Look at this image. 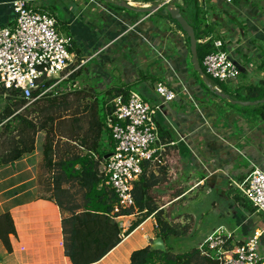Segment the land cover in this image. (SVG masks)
Here are the masks:
<instances>
[{
    "label": "crops",
    "instance_id": "obj_1",
    "mask_svg": "<svg viewBox=\"0 0 264 264\" xmlns=\"http://www.w3.org/2000/svg\"><path fill=\"white\" fill-rule=\"evenodd\" d=\"M12 1L0 0V27L14 21ZM36 3L55 18L58 10L62 11L61 24L68 31L64 37L69 46L74 43L80 51L79 61L71 54V63L60 79H50L58 84L48 96L104 94L114 88L136 91L139 87L138 93L146 102L162 103L157 126L173 140L167 147L181 166L178 180L185 186L183 205L190 206L180 215L193 218L191 234L172 239L171 244L189 242L188 249L198 246L220 227L232 234L231 244H239L261 229L259 246L264 264V218L236 187L255 168L264 170V116L259 105H232L204 83L205 87L200 85L193 75L186 37L164 9L138 15L101 0ZM164 3L180 6L188 22L189 18L195 20L196 12L203 17L202 42L220 39L228 43L240 74L222 86L207 78L210 85L234 100H259L248 96L255 95L250 89L264 81V0H136L133 6ZM160 81L175 91L174 100L163 103L156 95L154 88ZM6 105L1 98L0 111ZM73 133L69 135L75 136ZM44 139V132H38L33 152L12 162L13 166H0V217L8 214L15 230L9 235L10 252L0 241V264H71L63 251L59 209L39 189ZM196 213L203 217L213 213L214 217L200 229ZM173 214L180 216L175 209ZM134 217L118 219L120 224L126 220L121 224L123 231ZM155 227L154 217H148L94 264H129L133 251L150 246L156 239Z\"/></svg>",
    "mask_w": 264,
    "mask_h": 264
},
{
    "label": "trees",
    "instance_id": "obj_2",
    "mask_svg": "<svg viewBox=\"0 0 264 264\" xmlns=\"http://www.w3.org/2000/svg\"><path fill=\"white\" fill-rule=\"evenodd\" d=\"M173 22L179 29L177 23ZM203 22V17H199V13L196 12L195 20L190 23L195 29L197 41H200L197 43V58L204 72L202 60L204 56L215 51L213 47L215 40L207 39L202 42L205 34L201 30ZM73 44L71 43L68 50L71 54L75 53L79 61L80 51ZM193 75L200 85L205 87L195 72ZM53 82L54 80L45 81L41 89L33 92V96L35 97ZM214 83L222 86L221 83L224 82ZM250 90L256 93L249 94V99H263L264 81ZM129 91L128 88H114L107 91L104 93L106 100L101 107L96 93L91 95L85 92L87 94L85 99H90V103L84 107L88 116L87 128L80 136L69 135L65 143L66 145L74 143L80 152L69 147L59 154L53 136V125L60 120L59 107L63 106L64 111L68 110L66 108L68 103L65 101L68 96L58 98L44 94L27 104L17 91L0 85V99L3 98L7 103L0 111V166L33 152L36 134L44 132L42 167L50 174L51 195L48 200L59 209L63 251L71 264L98 262L151 216L156 223L155 237L163 239L165 248L153 250L150 246H146L135 250L130 255L129 264H218L213 256L202 254L198 246L190 247L182 253H175L173 250L170 241L190 235L193 218L190 214L182 216L173 214L174 206L185 202V198L183 199L185 186L178 180L181 166L174 161L169 147L165 148L154 164L144 163L139 179L131 183L133 207H119L114 191L105 184L106 177L102 162L113 148L106 122L109 118H113L114 108L108 104V101L119 95L126 98ZM59 99L61 100L58 101ZM258 110L264 116V103L259 105ZM74 122H77V119ZM159 133L162 143L169 144L173 141L161 128ZM122 216H139V218L131 222L123 231L118 221ZM10 234H15L13 223L10 216L4 214L0 217V241L7 252L11 251Z\"/></svg>",
    "mask_w": 264,
    "mask_h": 264
},
{
    "label": "built area",
    "instance_id": "obj_3",
    "mask_svg": "<svg viewBox=\"0 0 264 264\" xmlns=\"http://www.w3.org/2000/svg\"><path fill=\"white\" fill-rule=\"evenodd\" d=\"M36 1H12L14 21L0 27V85L17 91L27 104L50 93L57 81L33 96L45 81L60 79L72 60L68 39L58 32L56 18L41 10ZM124 1L130 5L136 2ZM213 47L215 51L202 60L204 74L218 82L236 79L240 71L228 43L217 39ZM154 91L163 103L176 97L175 91L161 81L156 83ZM108 104L114 108L113 118L106 122L113 148L102 162L105 184L114 191L119 207H133L131 183L139 179L144 163L154 164L173 142L162 143L159 137L156 117L162 103L146 102L131 90L126 98L119 95ZM236 187L264 218V170L255 168ZM261 235L262 230L256 229L241 243L231 244L232 234L220 227L209 233L198 247L218 264H262Z\"/></svg>",
    "mask_w": 264,
    "mask_h": 264
},
{
    "label": "rangeland",
    "instance_id": "obj_4",
    "mask_svg": "<svg viewBox=\"0 0 264 264\" xmlns=\"http://www.w3.org/2000/svg\"><path fill=\"white\" fill-rule=\"evenodd\" d=\"M59 14L56 15V20L58 22L57 24V29L58 32L62 35L65 36L68 34V31L66 29V27L62 26L61 24V20L64 19V14H62V11L58 10ZM189 21L191 22L190 18ZM166 52L168 53V50H166ZM159 54V53H158ZM207 76V75H206ZM207 78L213 82H215L213 79H211L210 77L207 76ZM137 93L140 92L139 87H135L134 88ZM87 94L85 92H80V93H72L69 97H67L65 99V101H67L68 105H67V111H64L62 109L63 106H60V120H57L55 122V124L53 125V136L55 141L57 142V146H58V150H59V154H61V152H64V150L69 149V147L72 148V150L76 151V152H80V150L78 149V147L74 144V143H70L69 145H66L65 143V139L67 137H69V134L73 131V135L77 136V135H81L84 133V131L87 128V123H88V116H87V112L84 111V107L85 105H87L88 103H90V101L88 100L89 98L85 99V96ZM97 99H98V104L99 107L102 106V104L104 103V101L106 100L105 96L103 93H97ZM62 96H60L59 98H61ZM105 97V98H104ZM61 99H59L58 101H60ZM92 100V99H91ZM77 119V122H74V120ZM63 136V137H61ZM110 148V147H107ZM3 149H6V147H3ZM38 184H39V189L41 191V195L44 197H50L51 193L49 192L50 189V174L47 172V170L44 167H41L40 169V173H39V178H38ZM182 204H176L174 206L175 209V214L176 215H180L183 212H187L189 210L190 206H185ZM197 216V220L195 223L197 228L203 229L202 226H204L205 224H207V220H211L214 217V214L212 213V216H206L203 217L200 213H196ZM139 216H135L133 218V220H130V223L135 221L136 219H138ZM120 219V218H119ZM120 221V220H119ZM126 220L122 221L121 224L125 223ZM127 225H129V222L126 223ZM187 237V236H186ZM189 241V240H188ZM190 245L189 242H175L173 245V250L175 253H179V252H183L185 250H187V246ZM187 248V249H186Z\"/></svg>",
    "mask_w": 264,
    "mask_h": 264
},
{
    "label": "water",
    "instance_id": "obj_5",
    "mask_svg": "<svg viewBox=\"0 0 264 264\" xmlns=\"http://www.w3.org/2000/svg\"><path fill=\"white\" fill-rule=\"evenodd\" d=\"M107 4H111L115 7H118L122 10L135 13V14H148L153 11H156L157 9L161 8L164 9L169 18L177 23L180 30L183 32V34L186 37L188 46H189V53H190V64L192 66L193 71L198 74L203 83L207 86L210 92L214 93L217 97L220 99H226L228 100L232 105H241V106H257L264 103V99H259L256 101H238L231 99L227 94H223L220 91L214 89L209 81L207 80L206 75L204 74L203 70L201 69L198 58H197V39L195 36V29L194 27L187 21V19L183 16L180 10V6H171L168 3H164L161 6L154 5L152 7H135L133 5H130L124 0H101ZM108 156V155H107ZM106 156V157H107ZM11 166H13V163H11ZM164 241L162 238H156L153 240L150 244V248L153 250H162L164 249Z\"/></svg>",
    "mask_w": 264,
    "mask_h": 264
}]
</instances>
